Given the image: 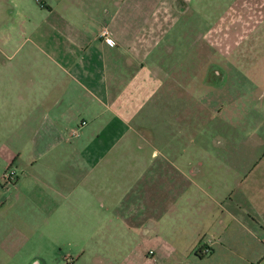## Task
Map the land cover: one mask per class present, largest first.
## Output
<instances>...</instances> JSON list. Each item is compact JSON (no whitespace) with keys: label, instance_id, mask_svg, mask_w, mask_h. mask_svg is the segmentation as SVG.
Here are the masks:
<instances>
[{"label":"rangeland","instance_id":"obj_1","mask_svg":"<svg viewBox=\"0 0 264 264\" xmlns=\"http://www.w3.org/2000/svg\"><path fill=\"white\" fill-rule=\"evenodd\" d=\"M76 1L0 0V264H222L188 254L197 234L208 242L225 227L219 207L241 206L242 193L264 175V3L190 0L186 18L200 15L195 25L201 36L180 56V68L172 63L180 53L170 67L157 69L143 53L138 58L143 71L166 84L140 87L133 108L139 114L123 126L112 152L128 161L89 170L84 165L83 182L76 164L74 171L58 173L73 188L65 200L44 181L49 171L33 167L31 138L41 119L36 112H48L66 88L57 66L65 56L54 49L61 39L51 26ZM87 1L109 12L118 3ZM127 17L128 8L120 21ZM204 30H212L208 39H202ZM193 42L187 36L175 43ZM235 46L245 51L232 54ZM177 78L181 86L174 84ZM167 88L173 92L166 98ZM22 121L30 122L25 131ZM178 158L188 164H176ZM9 167L18 173L14 184L2 180ZM161 239H167L163 245Z\"/></svg>","mask_w":264,"mask_h":264},{"label":"crops","instance_id":"obj_2","mask_svg":"<svg viewBox=\"0 0 264 264\" xmlns=\"http://www.w3.org/2000/svg\"><path fill=\"white\" fill-rule=\"evenodd\" d=\"M256 2L260 4L264 0ZM187 3L191 1L141 0L138 3L137 0H131L127 3L125 0H118V3L111 5L113 12H109L98 3L77 0L71 5L74 10L56 16V23L51 27L56 30L55 37L61 39V45L54 49H61L65 56L64 65L57 63V66L65 73L66 88L61 97L52 99L53 96L49 95L44 98L52 99L53 102L48 112H36L41 114V119L34 129L31 142L35 156L33 167L39 166L44 172L49 171L44 181L57 194L59 191L65 200L71 196L73 188L68 187L65 175L63 180H58V173L68 174L76 169L81 173L80 179L83 182L85 177L81 170L84 165L89 170L90 167L95 168L107 161L109 165H122V161H128L112 152L120 141L118 134L123 126H127V122L131 123L139 114L134 109L138 108L140 87L150 82L158 83L161 87L166 84L165 81L159 83L153 74L143 71V65L138 58L143 53V57L149 58L152 66L157 69L170 67L173 54L180 53L178 60L172 62L180 68L179 62L184 61L180 56L193 51L201 36V28L198 24L195 25V22H201V17L194 12L186 18L189 11ZM127 8L128 20L123 23L120 21L121 11ZM103 30L117 42L116 45L109 46L105 42L101 37ZM211 31L204 30L202 39H208L212 35ZM187 36L194 39L191 46L175 43L176 37L183 43ZM237 47L231 50L232 54L245 51H238ZM205 50L216 58V50H209V47ZM228 56L227 54L224 57L222 63L225 68L228 65ZM193 69L201 70L197 67ZM212 73L216 76L219 72L214 69ZM174 84L182 85L178 78ZM166 90L167 98L173 89ZM29 123L22 121L21 131H25ZM75 131L78 136L72 138ZM177 161L178 165L188 164L186 158H178ZM176 171L197 186L184 170L177 167ZM241 202V206L227 211L226 208L219 207L222 214L225 210L224 230L221 225V231L217 232L219 234L213 235L208 242L201 239L202 235L197 234L196 239H200L196 240L198 243H194L188 255L199 261L210 259L216 263L222 261V264H233L234 261L264 264V175L255 188L242 193ZM148 224L147 226L155 227ZM165 240L167 239H161L159 244L163 245ZM178 241L177 238L171 239L170 244L177 246ZM172 250L174 254L179 251L187 255L177 247H172ZM156 251L165 250L162 248Z\"/></svg>","mask_w":264,"mask_h":264},{"label":"built area","instance_id":"obj_3","mask_svg":"<svg viewBox=\"0 0 264 264\" xmlns=\"http://www.w3.org/2000/svg\"><path fill=\"white\" fill-rule=\"evenodd\" d=\"M101 37L105 39V42L109 45V46H114V43L112 42V40L109 38L108 33L103 30L101 32ZM82 125H84L82 123ZM78 136V133L75 131L72 133L71 137L72 138H76ZM2 180L6 183V184H14L15 182H17L18 180V173L17 171L12 168L9 167L3 174H2Z\"/></svg>","mask_w":264,"mask_h":264}]
</instances>
